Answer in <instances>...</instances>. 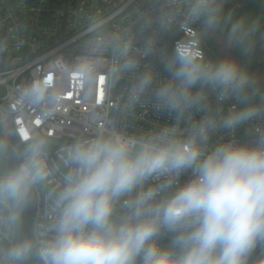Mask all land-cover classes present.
<instances>
[{"label": "clouds", "instance_id": "obj_1", "mask_svg": "<svg viewBox=\"0 0 264 264\" xmlns=\"http://www.w3.org/2000/svg\"><path fill=\"white\" fill-rule=\"evenodd\" d=\"M227 3L155 0L140 14L139 46L137 34L106 32L93 17L84 53L61 68L88 94L101 77L110 87L131 77L124 110L150 103L171 123L137 134L107 120L53 159L49 137L0 109V264H264V128L236 136L264 122V85L237 59L202 49L226 32L229 47L251 50L259 21L234 19ZM176 30L189 36L160 52L168 77L158 79L142 61L158 34ZM61 99L53 77L18 94L44 115ZM226 101L235 103L224 111Z\"/></svg>", "mask_w": 264, "mask_h": 264}, {"label": "built area", "instance_id": "obj_2", "mask_svg": "<svg viewBox=\"0 0 264 264\" xmlns=\"http://www.w3.org/2000/svg\"><path fill=\"white\" fill-rule=\"evenodd\" d=\"M155 0H0V109H11L13 114L22 113L17 119L21 130H34L52 141L51 157L56 158L60 148L70 143L75 136L91 134L95 127H102L111 120L129 132L141 133L165 123L173 117L156 112L150 103L137 105L133 110H124L125 89L131 77L125 76L110 87L101 77L91 93L76 78L65 77L61 68L73 65L85 51L92 38L87 31L93 17L102 18L106 32L128 30L137 34L140 43L139 17ZM193 31L198 25H193ZM189 33L176 30L158 34L157 53L142 61L149 65L158 79H166L160 61V52H171L176 43L187 39ZM202 49L207 58L205 40ZM53 77L54 85L62 88V99L53 113L44 115L39 108L18 103L22 86L40 77ZM215 107L217 102L212 97ZM234 101H226L222 107L227 111ZM89 125H92L90 127ZM264 128V122L242 126L236 136L245 138L246 131ZM226 138L219 133L213 139ZM188 175L181 177V181Z\"/></svg>", "mask_w": 264, "mask_h": 264}, {"label": "trees", "instance_id": "obj_3", "mask_svg": "<svg viewBox=\"0 0 264 264\" xmlns=\"http://www.w3.org/2000/svg\"><path fill=\"white\" fill-rule=\"evenodd\" d=\"M231 12L233 18L248 15L259 21V33L254 39L252 48L244 53L237 47H229L226 44V32H217L205 39L207 55L211 60H219L225 57L237 59L242 65L264 85V40L259 37L264 34V0H228L225 5V13Z\"/></svg>", "mask_w": 264, "mask_h": 264}]
</instances>
